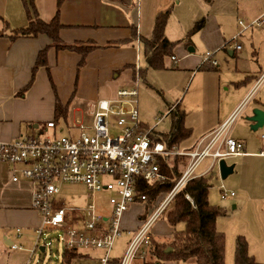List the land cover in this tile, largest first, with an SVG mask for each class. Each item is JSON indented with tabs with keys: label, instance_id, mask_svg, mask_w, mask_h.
Masks as SVG:
<instances>
[{
	"label": "rangeland",
	"instance_id": "1",
	"mask_svg": "<svg viewBox=\"0 0 264 264\" xmlns=\"http://www.w3.org/2000/svg\"><path fill=\"white\" fill-rule=\"evenodd\" d=\"M156 1L165 5L164 11H171L166 35L176 43L172 53L176 60L167 56L165 67L154 69L142 52L143 73L139 74V80H134V69L126 66L134 63L133 52L129 57V45L121 46L119 51L100 53L111 56L109 60L97 63V67L102 68L100 74L95 64L89 65L85 72L84 67L79 69V60L75 62L74 55L70 54L62 66L50 69L57 95L63 103L71 100V110L75 107L88 114L96 99L110 98L112 92L121 88L136 87L140 119L145 126L156 127L154 137L167 142L164 136L172 132L175 119L180 114L184 116L191 135L171 147L183 150L192 149L190 147L206 134L223 128L236 117L229 127L230 137L240 140L249 154L224 159L229 167L234 166L233 173L226 179L220 174V162L212 173L208 170L211 158L198 168L196 176L206 171L211 173L213 187L209 201L225 212L217 220V229L226 236L225 264H235L239 237L246 239L249 253L264 264V127L258 130L252 127L257 111L264 112V23L261 22L264 0ZM202 19L204 28L191 34ZM254 22L256 24L251 27ZM238 34H241L238 44L242 50L233 52L228 42ZM209 54L211 61L207 62ZM215 61L216 65H213ZM109 70L111 77L107 79L105 73ZM48 80L51 83L49 74ZM87 122L91 123L92 118ZM173 158L168 160L172 162ZM62 189L56 198V206L86 212L88 205L96 204L105 215L110 213L109 193L93 194L82 184H64ZM171 193H163L152 205L143 201L129 207L123 216L112 258H125L131 241L138 236L145 221L154 216ZM11 215L15 220L8 226V235L0 232V264L63 263L66 245L59 238L61 231L45 228L44 218L36 210L34 214L12 212ZM37 228L45 229L41 237ZM184 229L185 223L176 228L177 231ZM174 232L175 228L164 217L158 218L151 229L154 240L161 243L168 242ZM8 239L17 246L16 249L8 245ZM41 247H46L44 252ZM80 252L91 256L81 260L80 264H101L97 257L103 256L102 251ZM143 260L159 264L151 255L150 245L141 246L133 264Z\"/></svg>",
	"mask_w": 264,
	"mask_h": 264
},
{
	"label": "built area",
	"instance_id": "2",
	"mask_svg": "<svg viewBox=\"0 0 264 264\" xmlns=\"http://www.w3.org/2000/svg\"><path fill=\"white\" fill-rule=\"evenodd\" d=\"M261 22L264 23V17ZM241 34L228 42L233 52L242 50L238 44ZM137 41L140 49L141 41ZM172 59L176 60L174 56ZM210 61L209 54L207 62ZM140 70L141 67L136 66L135 80H139ZM138 95L133 86L118 90L116 98L99 100L88 114L71 112L65 123L53 119L35 136L25 135L11 143H0V162L11 165L19 174L14 175L13 181L22 178L31 182L32 208L43 216L45 228L61 231L59 238L66 245L65 249L102 251L103 256L97 257L101 264H132L141 246L151 244L153 224L189 181L206 175L221 160L245 153L243 143L230 137L229 127L236 117L203 137L192 149L167 147L166 142L155 139L156 127L150 128L141 121ZM90 118L92 122L88 123ZM171 156L188 157L183 176L154 216L145 221L138 236L131 241L125 258H112L125 212L132 204L147 200L145 195L137 194L139 179L150 184L162 179L160 162ZM208 158L212 159L209 171L196 176V171ZM64 184H82L93 194L109 193L110 213L105 215L96 204L88 205L86 212L56 206ZM44 231H39L40 237ZM13 248L17 246L13 244Z\"/></svg>",
	"mask_w": 264,
	"mask_h": 264
},
{
	"label": "crops",
	"instance_id": "3",
	"mask_svg": "<svg viewBox=\"0 0 264 264\" xmlns=\"http://www.w3.org/2000/svg\"><path fill=\"white\" fill-rule=\"evenodd\" d=\"M57 1L35 0L40 18L47 22L53 20L58 11ZM164 9L165 5L156 0H64L60 10V23L63 25L60 35L66 44L94 43L98 46L88 55L84 72L89 65L92 67L95 64L97 67V63L111 58L110 55L101 56L100 53L119 51L121 46L129 45L131 50L129 57L134 55V63L126 66L134 69L135 80L136 66L139 65L143 69L142 52L146 58L142 39L152 37L155 17ZM28 23L22 0H0V31L25 27ZM138 39L141 41L140 49L137 45ZM51 43V39L46 35L15 41L8 37L0 38V143H11L25 135H36L35 132L39 133L42 126L54 119L56 96L48 80L50 70L46 67L38 71L35 83L25 98L16 96L17 92L30 82L39 52ZM70 54L74 55L75 62L81 58L75 52L50 48L49 69L62 66ZM231 54L234 55L233 52ZM101 70V67H97L98 74ZM109 72L110 70L105 73L107 79L111 77ZM118 76L119 72L116 78ZM116 96L117 91H114L107 99ZM95 101L97 103L99 99ZM94 107L95 104L88 113L92 112ZM71 112L82 113L75 107ZM244 152L241 156L249 154L245 150V145ZM14 175H17L14 167L0 162V232L4 235H8V226L11 220H15L12 219V212L26 214L35 212L32 208L31 182L22 178L15 182ZM40 230L37 228L36 232ZM7 243L13 245L9 239Z\"/></svg>",
	"mask_w": 264,
	"mask_h": 264
},
{
	"label": "trees",
	"instance_id": "4",
	"mask_svg": "<svg viewBox=\"0 0 264 264\" xmlns=\"http://www.w3.org/2000/svg\"><path fill=\"white\" fill-rule=\"evenodd\" d=\"M63 1H57V14L53 20L47 22L40 18L35 0H22L29 20L28 25L16 29L6 28L7 31H0V38L8 37L12 41L21 38H37L40 35H46L52 41L51 45L39 52L36 64L32 69L31 80L23 89L17 92V97L25 98L27 96L35 83L38 71L42 67L50 70L48 66L50 48L55 47L58 50H68L79 54L81 56L78 62L79 69L86 65L88 55L98 48L94 43L66 44L62 40L60 31L63 25L60 23V10ZM170 15L171 11L169 9L160 12L154 20L152 37L142 39L147 63L154 69H163L165 67V57H173V48L176 43L169 40L166 36ZM204 26V19L198 21L191 34L202 30ZM141 73H143V69L140 70ZM49 78L56 96L54 119L57 123L62 124L68 120L71 114V100L64 104L57 95V87L53 83L50 71ZM190 135L191 130L185 125L184 116L180 114V117L174 121L172 132L164 137L165 141H167V147L171 148ZM155 139L161 140L159 137H155ZM188 161L189 159L186 156H174L172 162L162 160L160 162V171L163 178L151 184L139 179L137 194L140 196L145 195L147 198L146 202L152 205L163 193H171L183 176ZM211 173L208 172L204 176L189 181L176 194L171 205L160 215L175 228V232L173 237L166 243L155 241L153 237L150 244V252L152 256L156 257L159 264L181 262L186 264H225L226 236L217 229L218 217L225 214V212L221 208L212 205L209 201V192L213 187ZM180 223H185L183 231L176 230ZM169 248L172 251L166 253ZM88 257L89 254L86 255L80 251L65 249L62 264H80L81 260ZM136 264L149 263L143 260L142 263L137 262ZM235 264H263L249 253L248 242L244 237H239L237 240Z\"/></svg>",
	"mask_w": 264,
	"mask_h": 264
},
{
	"label": "water",
	"instance_id": "5",
	"mask_svg": "<svg viewBox=\"0 0 264 264\" xmlns=\"http://www.w3.org/2000/svg\"><path fill=\"white\" fill-rule=\"evenodd\" d=\"M254 130L264 127V112L257 111L256 116L254 117V125L252 126ZM234 171V166L229 167L225 160L220 161V174L223 179H226ZM45 247H41V250L44 252ZM172 250L169 248L166 253H170Z\"/></svg>",
	"mask_w": 264,
	"mask_h": 264
}]
</instances>
